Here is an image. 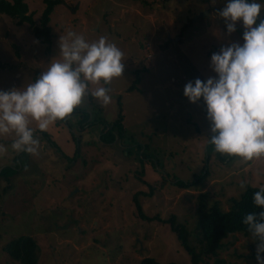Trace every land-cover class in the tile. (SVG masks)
Returning a JSON list of instances; mask_svg holds the SVG:
<instances>
[{
    "label": "rangeland",
    "instance_id": "374dc122",
    "mask_svg": "<svg viewBox=\"0 0 264 264\" xmlns=\"http://www.w3.org/2000/svg\"><path fill=\"white\" fill-rule=\"evenodd\" d=\"M62 1L50 15L48 43L33 32L41 26L44 0H24L33 26L0 13V90L23 89L62 60L60 42L70 41L69 32L89 43L108 37L124 53V71L107 85L86 81L82 103L43 131L47 137L29 117L39 142L35 154L13 149L14 132L0 135V234L32 235L41 247L39 264H141L148 257L192 264L162 222L174 215L188 245L200 252L201 202L206 210L218 203L228 211L230 199L245 191L241 183L264 187V157L243 161L207 148L211 132L203 102L183 95L189 80L215 75L212 53L240 40L242 27L225 35L216 15L223 0ZM165 40L169 49L159 47ZM97 87L110 89L109 104L91 95ZM112 122H121L122 130L109 129ZM196 179V186L175 185ZM140 213L155 219L143 220ZM223 244L200 264H256L249 236L229 235ZM0 264H13L1 245Z\"/></svg>",
    "mask_w": 264,
    "mask_h": 264
},
{
    "label": "clouds",
    "instance_id": "9594fccd",
    "mask_svg": "<svg viewBox=\"0 0 264 264\" xmlns=\"http://www.w3.org/2000/svg\"><path fill=\"white\" fill-rule=\"evenodd\" d=\"M216 15L224 22L225 35L231 36L239 24L241 38L212 53L215 75L189 80L183 95L190 103L203 102L211 132L208 143L215 152L252 161L264 157V0H223ZM68 37L70 41L60 42L63 59L54 60L34 82L23 89L0 90V135L14 132L16 151L38 150L29 117L46 131L82 103L86 81L107 85L124 71V53L108 37L91 43L75 32ZM109 93V88L97 87L91 95L107 105ZM240 187L247 190L244 183ZM252 202L254 210L242 223L255 244L256 264H264V187L253 193Z\"/></svg>",
    "mask_w": 264,
    "mask_h": 264
},
{
    "label": "trees",
    "instance_id": "16d2710c",
    "mask_svg": "<svg viewBox=\"0 0 264 264\" xmlns=\"http://www.w3.org/2000/svg\"><path fill=\"white\" fill-rule=\"evenodd\" d=\"M45 8L41 15V26L33 27V32L36 36L43 38V42L51 41V31L49 27L50 15L54 9L59 4H63L62 0H44ZM196 8V7H195ZM192 9V10H195ZM72 12L76 11L75 7L69 8ZM28 8L24 3V0H0V13L8 16H22V19L30 22L33 26V22L31 21V15L27 14ZM200 13V12H199ZM195 14H197L195 12ZM190 24H186L182 27V30L178 34V42H182L183 32ZM238 33L241 38L242 29L238 30ZM147 42L142 43L141 49L142 53L147 50ZM168 41L165 40L162 45L159 47L161 49H169ZM140 79L139 77L134 81V84L127 88L128 92L135 90V85L138 86ZM78 113V112H77ZM99 113V112H98ZM85 119H81L80 125L85 123ZM103 121V119H102ZM121 122L119 123H111L110 129L114 130L117 128L121 129ZM89 124V123H86ZM39 133H42L47 137V134L41 130H38ZM207 148H210V144H207ZM76 153L78 151L76 150ZM74 158H71V161ZM1 175V173H0ZM199 179V178H198ZM198 179L194 182H175V185L178 188H188L190 186L198 185ZM148 184V183H147ZM259 190L257 187H247V190L243 192L239 199H230L231 207L228 211L222 210V208L215 203L212 207L206 210V205L204 202H201L200 207L198 209V228L200 230L202 241L205 245L204 250L200 252H196L192 247L188 245L187 234L184 225L176 224L175 216H171L168 220H164L162 223L169 224L171 230L177 235V238L182 243L183 247L187 250V252L191 256L192 264H200L203 259L202 256L206 254H215L219 249L223 247V240L226 239L229 235L233 234H242L244 236H248L245 225L242 223L243 216L254 210V205L252 202L253 193ZM5 193V190L2 191L0 195ZM141 218L143 220H154V218H147L142 213H140ZM3 217V216H2ZM7 220V219H6ZM2 221V220H1ZM6 223L5 220L2 221ZM0 234V245L1 252L7 255L10 262L13 264H39L42 259L41 247L37 244L36 240L32 237V235H16L14 234L12 237L6 239L3 235V232ZM141 264H163L157 262L155 259L148 257L142 260ZM164 264H183V263H175L168 262Z\"/></svg>",
    "mask_w": 264,
    "mask_h": 264
},
{
    "label": "crops",
    "instance_id": "0c3cea01",
    "mask_svg": "<svg viewBox=\"0 0 264 264\" xmlns=\"http://www.w3.org/2000/svg\"><path fill=\"white\" fill-rule=\"evenodd\" d=\"M205 113H206V111H205ZM207 144H208V142H207Z\"/></svg>",
    "mask_w": 264,
    "mask_h": 264
}]
</instances>
